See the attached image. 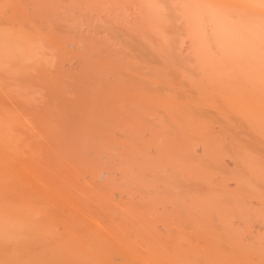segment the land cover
Wrapping results in <instances>:
<instances>
[{
  "label": "bare ground",
  "instance_id": "bare-ground-1",
  "mask_svg": "<svg viewBox=\"0 0 264 264\" xmlns=\"http://www.w3.org/2000/svg\"><path fill=\"white\" fill-rule=\"evenodd\" d=\"M0 264H264V0H0Z\"/></svg>",
  "mask_w": 264,
  "mask_h": 264
}]
</instances>
